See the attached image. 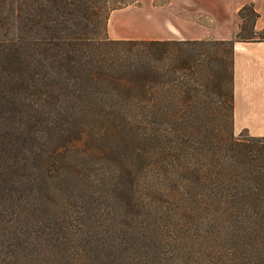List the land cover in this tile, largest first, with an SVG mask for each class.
<instances>
[{"label": "trees", "instance_id": "1", "mask_svg": "<svg viewBox=\"0 0 264 264\" xmlns=\"http://www.w3.org/2000/svg\"><path fill=\"white\" fill-rule=\"evenodd\" d=\"M137 1L0 0V264H264V136L233 132L259 15L110 39Z\"/></svg>", "mask_w": 264, "mask_h": 264}, {"label": "crops", "instance_id": "2", "mask_svg": "<svg viewBox=\"0 0 264 264\" xmlns=\"http://www.w3.org/2000/svg\"><path fill=\"white\" fill-rule=\"evenodd\" d=\"M249 4L259 15L255 30L261 31L264 0H167L159 7L173 6L180 14L173 30L167 27L168 20L150 15L157 5L138 0L111 12L107 33L112 40H231L241 24L238 12ZM233 109L236 130L264 136V41L233 45Z\"/></svg>", "mask_w": 264, "mask_h": 264}, {"label": "rangeland", "instance_id": "3", "mask_svg": "<svg viewBox=\"0 0 264 264\" xmlns=\"http://www.w3.org/2000/svg\"><path fill=\"white\" fill-rule=\"evenodd\" d=\"M115 1H126V2H128V3H131V1L132 0H110V2L111 3H115ZM144 1H146V2H148V3H154L155 5H157L158 6V9H155V10H153L152 12H151V16L152 17H154V18H157V19H159L160 21H165V20H168V22H169V25H167V27H169V29H171V30H173V21H174V18L176 17V16H180V14H177L176 12H175V9H174V7L173 6H171V7H169L167 10L166 9H161L159 6H163V3L165 2V1H167V0H144ZM161 4V5H160ZM123 8H125V7H123ZM151 10H152V8H151ZM111 15V14H110ZM107 25H108V23H107ZM159 26H160V23L158 24ZM155 26H157V24L155 23ZM239 27H240V25H239ZM156 29V31H158L159 29H157V28H155ZM239 31V29L237 30V32ZM236 32V33H237ZM235 33V34H236ZM235 36V35H234ZM234 38V37H233ZM171 40H175V38H172ZM224 55H226V52H225V54ZM229 58V55L227 54V59ZM243 130H241V131H238V130H236L235 129V127H234V121H233V132H234V134H235V136H238L241 132H242ZM251 135V134H250ZM253 136V135H252Z\"/></svg>", "mask_w": 264, "mask_h": 264}]
</instances>
